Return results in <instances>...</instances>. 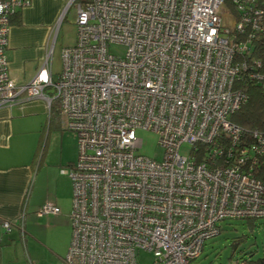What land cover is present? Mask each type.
Returning a JSON list of instances; mask_svg holds the SVG:
<instances>
[{
  "label": "built area",
  "instance_id": "obj_1",
  "mask_svg": "<svg viewBox=\"0 0 264 264\" xmlns=\"http://www.w3.org/2000/svg\"><path fill=\"white\" fill-rule=\"evenodd\" d=\"M72 2L76 40L61 48L57 79L50 49L16 83L5 51L11 17L30 0H0V106L40 98L51 111L57 98L62 127L76 136L77 158L62 169L72 187L63 264H136L138 249L151 264H190L219 221L264 218V180L254 175L264 131L245 143L230 118L247 99L235 86L241 73L264 83V68L251 70L261 65L252 46L264 32L260 1ZM137 129L157 134L160 160L138 152ZM59 211L45 201L36 213Z\"/></svg>",
  "mask_w": 264,
  "mask_h": 264
},
{
  "label": "crops",
  "instance_id": "obj_2",
  "mask_svg": "<svg viewBox=\"0 0 264 264\" xmlns=\"http://www.w3.org/2000/svg\"><path fill=\"white\" fill-rule=\"evenodd\" d=\"M67 4L68 0H30L11 17L5 53L9 76L16 83L35 74L74 2ZM63 130L60 113L48 111L40 98L0 106V264H14L21 257L17 246L26 233V214L45 219L47 227L61 226L66 234L70 227L71 238L72 187L62 169L75 162L77 143L73 133ZM45 201L60 211L39 216L36 211ZM5 219L14 223L9 233L1 224ZM30 237L32 243L47 244L35 232Z\"/></svg>",
  "mask_w": 264,
  "mask_h": 264
},
{
  "label": "rangeland",
  "instance_id": "obj_3",
  "mask_svg": "<svg viewBox=\"0 0 264 264\" xmlns=\"http://www.w3.org/2000/svg\"><path fill=\"white\" fill-rule=\"evenodd\" d=\"M75 16V6L73 5L66 12L52 40L51 63L53 80L57 79L61 70V48L70 46L75 40ZM109 50L116 55H122L125 47L121 44H110ZM47 91L48 89L45 90V93ZM52 108L58 109L57 98L53 100ZM63 131L70 134L73 133L68 130ZM136 135L142 141L138 152L158 160L162 158L163 148L157 143L158 136L154 131L137 129ZM189 150L190 144L188 143H183L179 148L180 153L183 155H187ZM26 215L22 222L26 227V233L23 241H21L22 244L17 246L18 249L20 248L21 257L14 264H62V258L66 254L70 241V227H68V233L66 234L61 226L56 228H53V226L47 227L45 219L41 220L34 217L30 219L28 214ZM246 220L226 218L219 221V233L205 239L199 256L192 259L190 264H239L243 259H255L264 256V218L254 219L252 226ZM33 232H35V235L39 234L41 238L45 239L47 244L32 243L30 235ZM238 237H241V241L233 248L232 243ZM135 258L136 264H151L153 254L150 251L138 249L136 250Z\"/></svg>",
  "mask_w": 264,
  "mask_h": 264
},
{
  "label": "trees",
  "instance_id": "obj_4",
  "mask_svg": "<svg viewBox=\"0 0 264 264\" xmlns=\"http://www.w3.org/2000/svg\"><path fill=\"white\" fill-rule=\"evenodd\" d=\"M81 1V0H80ZM261 8L264 9V0H259ZM234 8V7H233ZM256 36L253 39V55L260 59L261 65L257 67H251L254 72H259L264 68V32L259 34L257 31ZM246 71L241 74V79L235 86H239L247 95L246 101L239 106V108L230 116L231 120L247 130L243 134L242 139L245 143H249L253 140L251 131L258 130L264 131V83L254 78H245ZM59 112L58 109H51V112ZM254 175L264 180V165H257L254 169ZM247 219V223L252 226L254 219L256 218H244ZM241 241V237L236 238L232 246L233 248ZM252 254V252H251ZM239 264H264V256L257 257L255 259L248 258L243 259Z\"/></svg>",
  "mask_w": 264,
  "mask_h": 264
}]
</instances>
